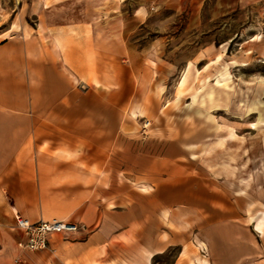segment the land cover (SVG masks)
I'll return each mask as SVG.
<instances>
[{
  "label": "crops",
  "instance_id": "1",
  "mask_svg": "<svg viewBox=\"0 0 264 264\" xmlns=\"http://www.w3.org/2000/svg\"><path fill=\"white\" fill-rule=\"evenodd\" d=\"M94 1L45 4L0 37V264H164L172 248L167 264H185L193 236L203 264H264L256 168L216 158L235 137L143 126L160 110L156 64ZM16 211L85 228L32 250Z\"/></svg>",
  "mask_w": 264,
  "mask_h": 264
},
{
  "label": "rangeland",
  "instance_id": "2",
  "mask_svg": "<svg viewBox=\"0 0 264 264\" xmlns=\"http://www.w3.org/2000/svg\"><path fill=\"white\" fill-rule=\"evenodd\" d=\"M56 1L0 0V37L21 21L34 23L41 7ZM98 2L99 17L115 21V35L124 32L130 46L156 64L150 84L157 88L160 110L151 119L144 117L143 126L156 125L163 135H180L186 128L201 132L197 141L203 146L222 135L235 137L223 141L215 156L241 163L243 169L256 168L264 199V0ZM258 205L250 219L264 233V203ZM204 246L193 236L183 252L189 259L185 264H203ZM176 251L160 260L167 264ZM44 259L53 262L57 255L46 249ZM66 262L74 260L67 257ZM86 264L97 262L87 258Z\"/></svg>",
  "mask_w": 264,
  "mask_h": 264
},
{
  "label": "built area",
  "instance_id": "3",
  "mask_svg": "<svg viewBox=\"0 0 264 264\" xmlns=\"http://www.w3.org/2000/svg\"><path fill=\"white\" fill-rule=\"evenodd\" d=\"M147 124V123H146ZM17 226L26 231V238L19 240V244L32 250L45 249L49 246V235L52 232L72 234L85 228V224L62 218H40L32 220L19 211L15 212ZM207 251V247H202Z\"/></svg>",
  "mask_w": 264,
  "mask_h": 264
},
{
  "label": "bare ground",
  "instance_id": "4",
  "mask_svg": "<svg viewBox=\"0 0 264 264\" xmlns=\"http://www.w3.org/2000/svg\"><path fill=\"white\" fill-rule=\"evenodd\" d=\"M149 123V122H148Z\"/></svg>",
  "mask_w": 264,
  "mask_h": 264
}]
</instances>
